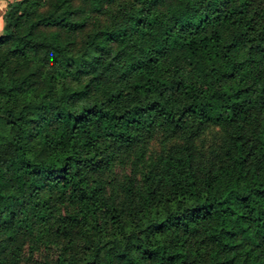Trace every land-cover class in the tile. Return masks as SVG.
Returning <instances> with one entry per match:
<instances>
[{"label":"trees","instance_id":"1","mask_svg":"<svg viewBox=\"0 0 264 264\" xmlns=\"http://www.w3.org/2000/svg\"><path fill=\"white\" fill-rule=\"evenodd\" d=\"M0 264H264V0H7Z\"/></svg>","mask_w":264,"mask_h":264},{"label":"crops","instance_id":"2","mask_svg":"<svg viewBox=\"0 0 264 264\" xmlns=\"http://www.w3.org/2000/svg\"><path fill=\"white\" fill-rule=\"evenodd\" d=\"M6 8H7V0H0V34L3 31V25H4L3 12L5 11Z\"/></svg>","mask_w":264,"mask_h":264}]
</instances>
